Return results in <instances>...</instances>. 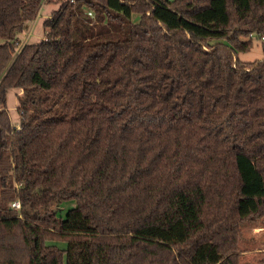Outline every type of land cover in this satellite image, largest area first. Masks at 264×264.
<instances>
[{
    "label": "trees",
    "instance_id": "trees-1",
    "mask_svg": "<svg viewBox=\"0 0 264 264\" xmlns=\"http://www.w3.org/2000/svg\"><path fill=\"white\" fill-rule=\"evenodd\" d=\"M59 2L20 48L44 0H0V264H243L264 218V41L240 54L264 0Z\"/></svg>",
    "mask_w": 264,
    "mask_h": 264
},
{
    "label": "rangeland",
    "instance_id": "rangeland-1",
    "mask_svg": "<svg viewBox=\"0 0 264 264\" xmlns=\"http://www.w3.org/2000/svg\"><path fill=\"white\" fill-rule=\"evenodd\" d=\"M45 8H42L40 18L35 24L36 26L33 28L40 27V22L42 18L48 14V11L52 8V6L46 4ZM32 23L27 24L25 29L18 35L19 39L23 42L25 39L28 38L29 31L32 30ZM36 29V30H37ZM259 36L256 35L254 40L253 47L251 50L247 53H241L240 58L247 61V62H254L258 60L259 58L263 57L262 53V39L258 38ZM44 38V36H42ZM42 39H40L41 41ZM39 41V42H40ZM26 44H31L26 43ZM18 93L19 89H10L8 90V102H7V108L10 112L11 120L13 125L17 126L19 123V111H17L18 106ZM75 206V203H64L59 207L58 214L59 216L65 217L67 214V211ZM240 250L242 255V263L243 264H264V218L261 219L258 222H246L244 223V227L242 229V234L240 237ZM49 244L56 245L57 247L61 249H66L67 243L65 241H55V242H49Z\"/></svg>",
    "mask_w": 264,
    "mask_h": 264
},
{
    "label": "crops",
    "instance_id": "crops-1",
    "mask_svg": "<svg viewBox=\"0 0 264 264\" xmlns=\"http://www.w3.org/2000/svg\"><path fill=\"white\" fill-rule=\"evenodd\" d=\"M46 4L52 6V8L48 11V14L45 15V16L42 18V20H41V22H40V27H38V29H37V27H36L35 30H34L33 28L36 26L35 24H37V22H38V20H39V18H40L42 8H45V6H47ZM60 4H61V3L59 2V0H44V4L42 5L41 11L39 12L37 18L32 22L33 27H32V30L29 31V35H30V36L28 37V38H30V39H25L23 42L19 39V42H21L20 48H21L22 46L26 45L27 42H28V43L31 42V45H32V44L40 43V42H39L40 39H42V40L44 39V38H42V36L45 37V27H44L43 23H44L45 20L49 19V17L52 15V13H53L54 11H57V10L60 8V7H59ZM36 29H37V30H36ZM18 38H19V36H18ZM42 40H41V41H42ZM20 48H19V49H20ZM240 59H241V58H240ZM262 59H263V57L259 58L258 60H262ZM241 60H243V59H241ZM243 61H245V60H243ZM246 62H247V61H246ZM19 93H21V90H19Z\"/></svg>",
    "mask_w": 264,
    "mask_h": 264
},
{
    "label": "built area",
    "instance_id": "built-area-1",
    "mask_svg": "<svg viewBox=\"0 0 264 264\" xmlns=\"http://www.w3.org/2000/svg\"><path fill=\"white\" fill-rule=\"evenodd\" d=\"M89 15L92 16V13L90 12ZM256 35H257V33H251V34H250L251 38H255ZM261 39H262V41H264V34L262 35V38H261ZM20 207H21L20 202H15V203L12 204V208H14V209H16V210H19Z\"/></svg>",
    "mask_w": 264,
    "mask_h": 264
}]
</instances>
